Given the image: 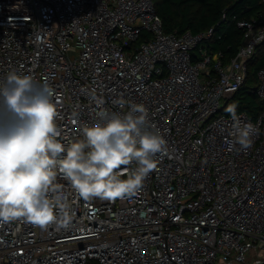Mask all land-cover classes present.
I'll list each match as a JSON object with an SVG mask.
<instances>
[{
    "label": "built area",
    "instance_id": "2783aa9c",
    "mask_svg": "<svg viewBox=\"0 0 264 264\" xmlns=\"http://www.w3.org/2000/svg\"><path fill=\"white\" fill-rule=\"evenodd\" d=\"M237 26L232 58L194 61L213 30L165 32L153 0H0V83L11 70L47 80L62 142L101 107L142 104L168 145L135 197L85 202L69 189L66 230L0 225V264H264V108L235 112L258 129L246 150L221 112L264 46V16ZM257 79L264 104V67Z\"/></svg>",
    "mask_w": 264,
    "mask_h": 264
},
{
    "label": "clouds",
    "instance_id": "9594fccd",
    "mask_svg": "<svg viewBox=\"0 0 264 264\" xmlns=\"http://www.w3.org/2000/svg\"><path fill=\"white\" fill-rule=\"evenodd\" d=\"M53 97L47 80L16 70L0 83V225L66 230L73 221L71 192L85 202L135 197L157 169L158 156L168 153L166 139L142 104L129 105L123 114L101 107L98 122L82 126V138L64 143ZM227 111L235 121L232 147L248 149L258 129L241 126L233 106Z\"/></svg>",
    "mask_w": 264,
    "mask_h": 264
},
{
    "label": "trees",
    "instance_id": "16d2710c",
    "mask_svg": "<svg viewBox=\"0 0 264 264\" xmlns=\"http://www.w3.org/2000/svg\"><path fill=\"white\" fill-rule=\"evenodd\" d=\"M165 32L176 30L193 34L212 29L211 36L192 51L194 61L200 59V50L212 55L223 54L224 61L232 58L241 43L239 19L264 16V0H153ZM264 67V46L250 59L248 73L234 95L226 99L222 113L235 104V112L245 111L255 118L264 104L255 93L257 71Z\"/></svg>",
    "mask_w": 264,
    "mask_h": 264
}]
</instances>
